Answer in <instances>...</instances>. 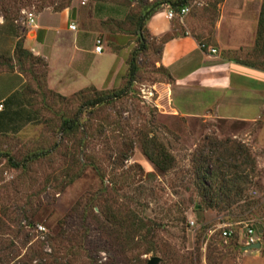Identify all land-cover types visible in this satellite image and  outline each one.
I'll return each mask as SVG.
<instances>
[{
  "label": "rangeland",
  "instance_id": "obj_1",
  "mask_svg": "<svg viewBox=\"0 0 264 264\" xmlns=\"http://www.w3.org/2000/svg\"><path fill=\"white\" fill-rule=\"evenodd\" d=\"M152 1L137 0L121 16L122 24L108 27L102 22L96 31H89L93 23L83 12L84 49H91L99 37L112 50L101 56L93 48L94 54L87 52L95 63L83 80L67 63L74 31L59 27L43 32L48 59L24 46V38L33 36L26 11L33 12L36 24L62 26V13L51 12L82 0H0V20L5 21L0 24V52L11 57L13 71L25 80L16 88L17 77L0 76V93L12 92L19 98L23 92L31 111L20 133L0 134V248L8 257L6 264H148L152 257H159L156 264H264V244L246 250L219 230L222 222L264 225V147L256 146L255 126L185 116L174 105L160 104L159 82L169 80L158 69L160 42L137 26ZM194 8L192 3L189 13L195 17L188 14L177 20L200 35L208 31L214 11L208 6L203 13ZM17 26L18 38L31 54L19 52L16 61L10 51ZM142 35L145 47L140 44ZM133 51L139 68L128 92L84 104L124 88V63L109 87L98 88L89 80L99 77L101 66L108 73L115 70L118 55H128L127 67ZM257 54L259 64L264 53ZM79 108L77 122L64 130L63 120L74 118ZM239 143L254 158L256 184L229 211L205 207L199 189L205 183L199 174L204 168L201 155L212 151L215 156L228 148L235 152L236 162H242L245 154ZM144 144L155 152L164 150L172 167L163 171L149 161L142 152ZM4 154L24 164L13 167ZM244 166L251 170V164Z\"/></svg>",
  "mask_w": 264,
  "mask_h": 264
},
{
  "label": "crops",
  "instance_id": "obj_2",
  "mask_svg": "<svg viewBox=\"0 0 264 264\" xmlns=\"http://www.w3.org/2000/svg\"><path fill=\"white\" fill-rule=\"evenodd\" d=\"M82 1L72 2L62 12L50 11L62 13V26H43L35 23L36 26H32L30 31L33 36L30 39L24 38V46L34 49L48 59L43 32L57 31L60 28L68 29V23L75 22L76 31L69 44L71 50L67 63L69 67L75 66V70L77 69L75 73L85 80L88 67L93 65L95 60L94 58L89 60L87 57L88 51L93 53V47L89 50L84 49L82 32L87 28L82 23L83 12L85 11L87 20L93 23L89 31H96L102 22L108 23V27L117 21L122 24L121 16L125 17L130 6L137 2L136 0H92L91 3H87V0ZM192 3L195 4L196 11L200 10L203 13L207 10L204 7L207 6L214 11L208 31L200 35L194 33L185 24H182V27L178 23V18L168 19L165 16V11L170 7L168 5L159 6L145 21L146 33L160 42L158 66L167 69L172 78L167 82H159L160 104L165 108L174 105L178 112L185 116L202 117L219 122H236L241 126H255L253 130L256 146L264 147V65L259 66L255 62L258 54L253 50L262 0H219L211 4L206 0H198L196 3L190 0L188 5L191 7ZM189 12L186 15L190 14ZM190 16L195 17L196 14L192 11ZM4 23L5 21L1 19L0 24ZM108 31L111 32L110 29ZM118 31L119 34L128 36L125 32ZM17 38L18 36H15L14 43ZM37 42H39L38 47H36ZM59 42L61 43V40ZM103 46L104 51L97 56L103 55L104 52H112L106 41L105 44L103 41ZM211 47L216 49L215 53L209 51ZM13 48L14 44L10 51L11 55ZM127 56L118 55L115 70H110L109 73L101 66L99 77L91 78L89 83H93L98 88L104 85L109 87L111 80L121 71L123 63L126 71ZM250 62H254L255 65ZM84 67L85 70L82 71ZM0 76L17 77L19 82L16 88H20L25 81L16 70L2 71ZM107 78L109 81L105 84ZM174 94H178V98ZM187 94L189 98L181 97ZM0 103L3 105L0 110V134L20 133L31 117V111L26 106L23 96L17 98L8 91L0 93ZM261 164L264 166V158ZM255 228L262 229L264 225Z\"/></svg>",
  "mask_w": 264,
  "mask_h": 264
},
{
  "label": "trees",
  "instance_id": "obj_3",
  "mask_svg": "<svg viewBox=\"0 0 264 264\" xmlns=\"http://www.w3.org/2000/svg\"><path fill=\"white\" fill-rule=\"evenodd\" d=\"M137 1V0H136ZM171 2L172 0H153L150 5H147L145 7L144 12L141 13L138 17L137 26L141 27V30H146L145 28V21L150 17V15L157 10L158 7L153 8L150 12L146 14L148 9H150L154 4H159L161 2ZM180 1V0H175ZM189 0L185 4H188ZM184 4V5H185ZM178 8V7H177ZM176 9V8H175ZM6 17V15H5ZM18 35V26H17V34ZM140 39L141 46L145 47V39H143V35ZM23 39L22 42L18 38L14 43V54L16 61L19 60V52L27 53L30 55L31 53L23 48ZM253 50L255 52H261L264 53V0H262L260 11L258 14V20H257V28H256V34H255V44ZM160 52V51H159ZM11 57H5L0 55V66H4L6 70H13V65L10 62ZM250 64L255 65L254 62H250ZM127 67H126V85L123 89H121L118 93L114 94L113 92H108L107 95L104 96H96L88 101H86L87 105H95L100 103L101 101H104L106 99L114 98L113 96H121L124 93H127L130 89V86L132 85L133 81L135 80V77L138 72V64H137V53L133 51L131 56L129 57L127 61ZM264 61H261L259 63V66H263ZM158 69L164 70L168 76V79H172L171 75L169 74L168 70L165 69L163 66L159 65ZM23 90V88H22ZM23 96V92H22ZM24 98V96H23ZM25 100V98H24ZM81 112V108H79L72 119H64L62 122V128L64 130L71 129L74 124L77 122V118L79 113ZM3 135H8L6 133H3ZM220 144V142H219ZM222 144V143H221ZM238 147L241 148L244 155V161L242 162H236L235 152L233 150H228V148H225L222 153L216 154L213 156V153L211 151L210 155H201L202 159V165L204 168L200 171V177L204 180L205 183L200 185V193L202 196V200L204 201L202 204L207 206L208 208H216L220 211H229L230 206L239 201L242 200L246 193L248 191L249 187L252 185H255L256 182L252 179L253 172L255 171V161L252 155L249 152V149L244 146L238 144ZM143 154L147 157L149 161H151L153 164H155L159 169L165 171L172 167L171 163V157L164 152L161 148H159L158 151L151 150L147 144H144L141 146ZM1 154V153H0ZM7 157L8 162L13 167H19L24 164V162L16 161L13 159L12 156L9 154H4ZM35 156V155H32ZM219 158H222L223 164L222 167L219 165ZM26 161V159H24ZM23 160V161H24ZM249 163L252 165L251 170L245 169V164ZM207 164V165H205ZM213 165H217L218 168L213 167ZM246 199V198H244ZM251 201L245 202V204L249 205ZM250 206V205H249ZM233 239L237 242H239V236L235 235L234 233L228 238ZM40 254V251L35 256H38ZM41 257V256H40ZM7 258L5 255H2L1 248H0V264H6Z\"/></svg>",
  "mask_w": 264,
  "mask_h": 264
},
{
  "label": "built area",
  "instance_id": "obj_4",
  "mask_svg": "<svg viewBox=\"0 0 264 264\" xmlns=\"http://www.w3.org/2000/svg\"><path fill=\"white\" fill-rule=\"evenodd\" d=\"M191 1L196 3L198 0H191ZM189 7L190 6L188 4L185 5L183 4L176 9L172 7H168L167 10L165 11V16L168 19H172V18L182 19L184 15H186L189 12ZM25 15H26L27 25L36 26V24L34 23L35 15L33 14V12L26 11ZM67 27L72 31H76L75 23L71 22L68 24ZM102 50H103L102 40L101 38L98 37L94 41L93 51L94 53L99 54L102 52ZM209 51L211 53H215L216 49L211 47L209 48ZM2 108L3 105L2 103H0V110H2ZM263 109H264V105H263ZM38 228L40 230L44 229V227L41 225H38ZM219 230H220V235L224 238H229L233 233L235 235H238L239 243L244 247H248L255 243H259L260 246L264 244V228L256 229L251 222H243L241 224H235V226L232 225L231 223L222 222L219 224Z\"/></svg>",
  "mask_w": 264,
  "mask_h": 264
},
{
  "label": "water",
  "instance_id": "obj_5",
  "mask_svg": "<svg viewBox=\"0 0 264 264\" xmlns=\"http://www.w3.org/2000/svg\"><path fill=\"white\" fill-rule=\"evenodd\" d=\"M187 0H181V1H177V2H161L159 4H154L150 9H148V11L146 12V14L148 12H150L153 8L158 7V6H164V5H168L170 7H179L183 4H185ZM260 247L259 243H255L253 245H250L248 247H244V249H258ZM159 261V257H152L151 259L148 260V264H156Z\"/></svg>",
  "mask_w": 264,
  "mask_h": 264
}]
</instances>
